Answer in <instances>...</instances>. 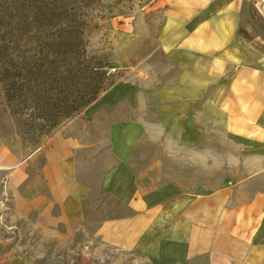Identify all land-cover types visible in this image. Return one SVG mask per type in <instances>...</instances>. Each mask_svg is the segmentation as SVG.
<instances>
[{
  "label": "crops",
  "instance_id": "1",
  "mask_svg": "<svg viewBox=\"0 0 264 264\" xmlns=\"http://www.w3.org/2000/svg\"><path fill=\"white\" fill-rule=\"evenodd\" d=\"M162 4L159 50L178 74L158 85L118 82L108 91L112 108L125 99L135 114L112 126L116 162L100 184V192L113 195L128 213L101 221L99 234L109 245L152 264H194L200 258L207 264H264V188L247 189L264 175V153L253 156L260 165L255 162L252 176L209 193L189 191L179 182L161 183L165 174L159 159L138 172L130 165L140 142L153 132L149 116L161 134L185 146L203 138L205 123L264 148V31L251 38L238 31L250 32L245 24L254 14L264 23V0H157V6ZM119 38L129 46L136 36ZM66 127L63 123L29 159L0 147V171H8L7 189L20 214L37 211L51 218L58 205L61 221L82 216L90 189L76 178L75 153L84 145L64 132ZM41 151L46 192L35 183L33 162ZM235 187L237 194L245 191L237 195ZM0 264L34 262L0 240Z\"/></svg>",
  "mask_w": 264,
  "mask_h": 264
},
{
  "label": "rangeland",
  "instance_id": "2",
  "mask_svg": "<svg viewBox=\"0 0 264 264\" xmlns=\"http://www.w3.org/2000/svg\"><path fill=\"white\" fill-rule=\"evenodd\" d=\"M156 4L157 0H99L90 10L85 30L87 49L90 54L107 60L115 84L126 81L158 85L172 81L178 74L159 50L158 35L164 22L165 6ZM247 19L245 27L250 30V34L246 31L249 38L264 31L260 26L264 24L262 17L254 14ZM124 34L136 36L129 46L124 39L119 40ZM109 89L79 114L63 122L67 126L64 132L78 136L84 145L75 153L76 178L89 187L90 193L82 204L80 218L61 221L58 205L52 208L51 218L37 211L20 214L13 191L7 189L8 171H0V240L9 251L31 258L34 264H152L141 255L109 245L99 234L101 221L128 213L113 195L100 192V184L105 170L116 162L111 151L110 130L119 119L135 114L125 99L112 108L107 98ZM148 119L153 123V132L140 142L130 165L138 172L149 160L159 159L166 176L160 179L161 183L179 182L189 191L209 193L224 186H236L253 175L255 162L260 165L253 157L264 153L260 143L202 123L203 138L185 146L161 134L153 117ZM63 123L48 134L31 136L21 121L10 114L0 87V147H6L15 157L29 159ZM44 162L41 151L33 162L38 173L35 183L46 192L40 171ZM259 176L256 186L253 184L247 189L264 188V175ZM235 188L237 194L239 188ZM241 191L245 188L238 194ZM194 264H207V261L200 258Z\"/></svg>",
  "mask_w": 264,
  "mask_h": 264
},
{
  "label": "trees",
  "instance_id": "3",
  "mask_svg": "<svg viewBox=\"0 0 264 264\" xmlns=\"http://www.w3.org/2000/svg\"><path fill=\"white\" fill-rule=\"evenodd\" d=\"M98 2L0 0V87L31 136L52 132L115 84L107 60L87 49Z\"/></svg>",
  "mask_w": 264,
  "mask_h": 264
},
{
  "label": "built area",
  "instance_id": "4",
  "mask_svg": "<svg viewBox=\"0 0 264 264\" xmlns=\"http://www.w3.org/2000/svg\"><path fill=\"white\" fill-rule=\"evenodd\" d=\"M111 72V71H110Z\"/></svg>",
  "mask_w": 264,
  "mask_h": 264
}]
</instances>
